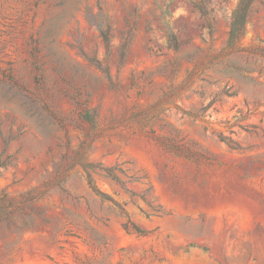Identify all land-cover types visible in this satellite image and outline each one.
<instances>
[{
  "label": "rangeland",
  "instance_id": "374dc122",
  "mask_svg": "<svg viewBox=\"0 0 264 264\" xmlns=\"http://www.w3.org/2000/svg\"><path fill=\"white\" fill-rule=\"evenodd\" d=\"M237 2L0 0V264H264V0L225 53Z\"/></svg>",
  "mask_w": 264,
  "mask_h": 264
},
{
  "label": "trees",
  "instance_id": "16d2710c",
  "mask_svg": "<svg viewBox=\"0 0 264 264\" xmlns=\"http://www.w3.org/2000/svg\"><path fill=\"white\" fill-rule=\"evenodd\" d=\"M254 0H238L237 5L235 9L232 11L231 18H230V25H229V32H228V37L225 43V46L223 48V52L225 53H231L235 52L238 49V45L240 40L243 38L244 32H245V25H246V20H247V15L249 12V9L252 5ZM196 11L199 13H204L206 14V7L204 2H199L198 5H195ZM84 17L85 19L95 27V29L98 31L102 41L105 44L106 52H107V57L109 56V42H110V29L108 25L104 22V17L101 14L100 9L98 8V12L94 14L91 12L88 8H84ZM165 41H166V48L172 49V50H177V42L174 34L169 28V22H165V30L163 31ZM131 37V34L128 35L127 38H123L122 43L120 44L119 47V52L116 60V68L119 69L122 67L125 56H126V50L128 46V41ZM92 64L104 73L107 76V71L105 68H102L97 62H94L90 60ZM231 143V142H230ZM84 154V153H83ZM80 155V158L83 156ZM82 160H78V162H74L73 165H79L81 169L85 172L86 174V180L90 188H92V178L90 176V170L93 168L90 165L82 164ZM60 166H57L56 170H59ZM70 169V166H69ZM105 175L108 177H113L111 174L110 170H102Z\"/></svg>",
  "mask_w": 264,
  "mask_h": 264
}]
</instances>
